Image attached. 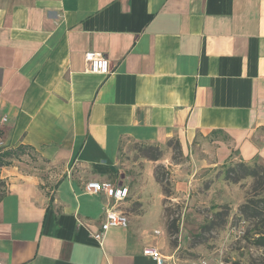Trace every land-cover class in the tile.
<instances>
[{
    "label": "crops",
    "instance_id": "crops-1",
    "mask_svg": "<svg viewBox=\"0 0 264 264\" xmlns=\"http://www.w3.org/2000/svg\"><path fill=\"white\" fill-rule=\"evenodd\" d=\"M214 132L264 163V0H0V148H28L0 167V264H173L154 165L120 149ZM87 181L129 189L101 241Z\"/></svg>",
    "mask_w": 264,
    "mask_h": 264
},
{
    "label": "rangeland",
    "instance_id": "rangeland-1",
    "mask_svg": "<svg viewBox=\"0 0 264 264\" xmlns=\"http://www.w3.org/2000/svg\"><path fill=\"white\" fill-rule=\"evenodd\" d=\"M141 144L124 142L119 157L130 171L143 168L142 154L151 153ZM161 156L150 160L154 176L162 178L169 194L163 198V224L168 248L165 256L173 264H264V246H255L252 222L239 215L254 183L247 177L232 183L228 171L241 162L223 133L197 134L186 146L175 139L159 146ZM33 162V160H32ZM258 164H264L257 160ZM229 172V174H230ZM172 211V215L168 213ZM228 212L227 215H225ZM224 213V214H223ZM178 217V233L167 232L168 219Z\"/></svg>",
    "mask_w": 264,
    "mask_h": 264
},
{
    "label": "trees",
    "instance_id": "trees-1",
    "mask_svg": "<svg viewBox=\"0 0 264 264\" xmlns=\"http://www.w3.org/2000/svg\"><path fill=\"white\" fill-rule=\"evenodd\" d=\"M176 140V139H175ZM176 144L179 146V141L176 140ZM142 148H149L151 153L142 154L144 158L149 160H158L161 156V150L157 145L141 144ZM28 148L24 145H20L17 148L2 149L0 148V167L9 165L14 159H18L21 155L25 154ZM228 171L226 179L232 183L240 182L242 179L250 177L254 179L251 191L248 193L245 201L239 206V215L250 221H256L253 229V233L256 235L253 237V244L255 246H264V164H258L257 158L247 163L241 161L236 166L232 167V171ZM156 181L162 185V178L155 176ZM5 182L0 178V199L5 193ZM165 195L169 194L168 189L163 188ZM172 211L168 213V216L172 215ZM224 214V213H223ZM228 212L225 214L227 215ZM178 217L168 219L167 232L169 236L173 237L178 233ZM231 264H240L237 261Z\"/></svg>",
    "mask_w": 264,
    "mask_h": 264
},
{
    "label": "built area",
    "instance_id": "built-area-1",
    "mask_svg": "<svg viewBox=\"0 0 264 264\" xmlns=\"http://www.w3.org/2000/svg\"><path fill=\"white\" fill-rule=\"evenodd\" d=\"M84 56L89 71L98 74H108L111 72V63L102 53L88 51ZM84 190L88 193L103 192L107 197L111 198L114 203L113 205H105L103 207L104 219L100 223V231L94 234V237L97 240L101 241L103 235L111 227H127V216L114 206L128 196L129 189L126 185H113L105 181H87L84 184ZM155 233H158V231H155ZM143 253L157 259L158 261L161 260L160 253L155 248H146ZM202 264H206V262L202 261ZM217 264L228 263L221 261Z\"/></svg>",
    "mask_w": 264,
    "mask_h": 264
}]
</instances>
